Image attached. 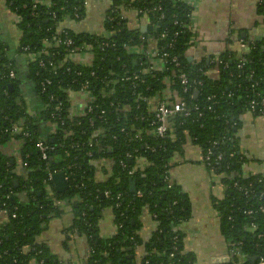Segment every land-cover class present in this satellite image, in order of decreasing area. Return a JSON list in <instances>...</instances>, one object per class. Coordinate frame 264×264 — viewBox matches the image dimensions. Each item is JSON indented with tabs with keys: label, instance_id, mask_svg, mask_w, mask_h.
<instances>
[{
	"label": "trees",
	"instance_id": "1",
	"mask_svg": "<svg viewBox=\"0 0 264 264\" xmlns=\"http://www.w3.org/2000/svg\"><path fill=\"white\" fill-rule=\"evenodd\" d=\"M44 1L49 5L34 7L32 0H5L7 9L21 21L16 46L7 45L0 36V147L10 140L19 141V165L24 170L18 174L14 158L0 150V210L7 215L6 223L0 226V264H57L37 238L50 219L63 214L64 207L72 213L67 231L87 243L86 264H132L134 250L141 245L139 218L144 211L155 216L157 227L140 264H193L192 255L183 251V237L177 229L191 217L189 198L169 177L172 160L183 156L188 142L203 152L212 147L214 155L222 154L220 166L214 170L223 174L222 184L227 189L216 202L219 231L228 249L241 242L239 255L228 264H250L251 258L256 264L257 255L264 253V238L256 237L264 234V215L257 213L250 219L242 210L262 204L257 197L264 192V177L241 175L245 159L236 132L240 128L238 115L247 111L252 95L264 93V37L249 43L247 51L237 58L225 50L209 59L190 61L186 56L190 9L180 0H110L103 35L59 30L66 17L80 20L84 16V0ZM120 5L145 12L139 14L146 20L144 33L141 28H128L114 10ZM155 6L161 9L153 11ZM257 16H264V0L257 4ZM69 40L71 45H67ZM150 43L158 53L167 55L163 72H147V59L129 55L125 49ZM83 45L93 48L90 66L68 57L74 47ZM42 50L49 54L41 56L43 66L27 60L29 54ZM173 58L181 68L174 66ZM214 59L224 63L216 67V79L207 75L215 67L207 60ZM23 60L26 66L21 64ZM179 70L187 74L191 84L187 92L177 79ZM250 71L254 73L253 88L246 79ZM45 80L50 84L42 92ZM166 80L168 101H183L189 115L169 119L165 135L159 137L151 125L154 115L148 100L164 99ZM84 82L90 84L92 109L83 117L68 119L70 103L65 91L79 90ZM27 94L35 104L33 111ZM53 122L57 123L56 131L48 126ZM15 124L18 131L12 129ZM64 131L71 135L65 136ZM39 141L50 148L45 160L36 149ZM103 159L112 163L110 174L97 181L93 162ZM131 170L134 172L129 175ZM53 172L66 177L62 193L55 190L53 181L48 182L50 194L44 188ZM131 181L135 182V193L129 191ZM251 181L257 183L249 187ZM233 183L248 188V199L243 191H231ZM105 209L111 210L117 227L111 239L98 234V221ZM251 223L256 226L254 232L249 230Z\"/></svg>",
	"mask_w": 264,
	"mask_h": 264
},
{
	"label": "crops",
	"instance_id": "2",
	"mask_svg": "<svg viewBox=\"0 0 264 264\" xmlns=\"http://www.w3.org/2000/svg\"><path fill=\"white\" fill-rule=\"evenodd\" d=\"M105 1L88 0L87 6L84 7V16L80 20L66 17L59 24V30L69 29L75 33L105 34L104 17L111 5L110 0L106 4ZM259 2L260 0H192L193 13L190 21L196 27L197 33L196 46L187 53L188 56L194 60L208 59L225 50L233 53L236 58L242 56L246 51L239 46V39H246L250 42L264 37V16H257ZM92 3L97 15L102 16V18H97L98 24L96 25H101V27L96 32L92 31L90 24L92 15H95V11H91ZM102 9L103 15L100 12ZM88 14L91 18H88ZM123 14L126 25L130 29H135L136 22L139 23L140 28L146 25L145 18L137 20L132 12L124 11ZM0 36L2 41L11 47L18 44L20 37L5 0H0ZM228 39L230 43H227ZM150 46L155 45L150 43ZM21 64L27 65L25 60L21 61ZM207 75L216 79L218 69L216 67L209 69ZM75 98L79 105L85 103L83 96ZM27 99L30 103L29 109L33 111L35 104L32 103L30 94H27ZM258 116L249 111H243L238 115L240 128L236 132V137L240 152L245 159L240 169L243 177L257 175L264 177V116ZM19 149L20 145L14 140L0 147L2 153L14 158L17 163V173L22 174L24 169L19 165ZM171 163L170 180L181 186L190 202L191 217L177 228L183 237L184 253L192 255L193 264H228V244L219 231V212L216 205L218 200H222L224 194L223 174L207 170L202 163L201 150L191 142L186 144L183 156L175 157ZM93 165L96 180L104 181L110 174L112 163L103 159L93 162ZM139 220L138 236L141 245L135 248L134 258L129 257L132 259V264H140L141 259L146 255V244L151 241L157 227L153 216L147 211L143 212ZM6 221V213L0 210V226ZM71 221V209L64 207L60 217L48 221L37 238V242L48 248L57 264H86L87 243L84 238L76 237L67 231ZM116 233L117 227L111 210H103L98 221L99 236L111 239L116 236ZM30 264L37 263L32 261Z\"/></svg>",
	"mask_w": 264,
	"mask_h": 264
},
{
	"label": "built area",
	"instance_id": "3",
	"mask_svg": "<svg viewBox=\"0 0 264 264\" xmlns=\"http://www.w3.org/2000/svg\"><path fill=\"white\" fill-rule=\"evenodd\" d=\"M127 1V0H125ZM124 1V2H125ZM192 0H180L181 3L185 4L189 9L190 12L187 15V18L189 20V32H190V38L189 41L186 44V56L188 58V60L193 61L194 59L192 57L188 56V52L190 50H192L195 46H196V27L194 25L191 24V17H192V4H191ZM32 4L33 6H37V5H43V6H48L49 2L48 1H44V0H32ZM88 4V0H84L83 5L84 7H86ZM161 8L160 6H155L153 8V11H159ZM116 11H118V13L120 14L122 19H125L124 17V11L125 12H132L135 16L136 19L138 20L139 14H143L145 13L143 10H135L131 7V5H128L127 8L123 5H120L119 7H116V9H114ZM120 11V12H119ZM11 15L13 16L14 19V23L17 25L20 23L21 21V17L19 15H16L14 13H11ZM78 16H76L77 18ZM141 18H145V17H141ZM135 29H140L139 23L136 22V27ZM62 31V30H61ZM103 35V34H102ZM140 41L144 42L145 39L143 37L140 38ZM253 41H244L243 39H239L238 40V44L239 46L247 51L248 49V44L252 43ZM72 41L69 40L67 41V45H71ZM107 44H105L106 46ZM126 52L129 55H135V56H142L144 58L147 59V72H163L164 70H166V65H167V55L162 53H158L157 49L155 48V46L151 47L150 44L148 46H141V45H133V46H126L125 47ZM26 51V49H25ZM45 56L47 57L49 54L46 50H42L40 53L38 54H29L27 57V60L30 63H34L37 62V64L39 66H43L44 62L41 58V56ZM69 59L70 61L77 63L79 65H83V66H90L91 65V61L92 58L94 57L93 55V48L91 45H83L82 47H78V48H73L71 50V52L69 53ZM204 59V58H203ZM206 59V58H205ZM209 59V58H208ZM195 61H200L195 60ZM210 63L214 64L215 67L219 66L220 64H224L223 62H221L219 59H214V60H207ZM172 63H174V66L176 68H181L180 63L177 61L176 58H173L171 60ZM239 61V65L238 68H242L243 64H240ZM68 71V69H67ZM253 71H250L247 76L246 79L249 80L250 82H252L251 87L253 88L255 86V82H253ZM75 75L77 77L81 76V72H75ZM94 74L91 73V76H93ZM10 78H14V74L10 73ZM135 79L137 77H134ZM177 79L179 81L180 86L183 88L184 92L189 91L190 89V83L188 81V77L187 74L181 70H179V73L177 75ZM50 82L48 80H45L44 82L41 83V88H42V92L45 91V86L49 85ZM198 85H201V82H198ZM90 84L89 82H84L81 84V87L79 88V90L76 91H72V90H66L65 94L67 97L68 102L70 103L69 109H68V115L67 118H80L83 117L86 112H90L91 111V106L90 103L92 101V97H91V92L89 90ZM166 87L164 90V99L161 100H148V104L152 107V113L154 115L153 121L151 122V125L154 126L155 129V134L159 137H163L167 131V125H168V121L169 119L175 117L176 115H182V116H188L189 115V110L188 107L185 105V103L183 101H180L179 99H176L175 101H168V98H170L169 95V82L166 80ZM76 96H83L85 99V103L82 105H79L77 99L75 98ZM248 97V96H247ZM167 99V100H166ZM50 100H53V97H50ZM75 105V107H74ZM61 104H57L54 108L56 110L60 109ZM197 109V108H195ZM247 111L251 112L254 115H259V116H264V93L260 94V93H255L252 95V98H250L249 102L247 103ZM103 113V112H102ZM54 118V114L52 116ZM90 122H92V119H90ZM49 128L51 129V131H56L57 130V123L53 122L50 123ZM18 125H13L12 129L14 131H18ZM64 135L65 136H70L71 133L70 132H66L64 131ZM15 141V140H14ZM18 144H20L19 141H16ZM36 149L38 150L41 159L45 160L47 158V154L48 151L50 150V148L46 145H44L42 142H38L36 144ZM212 147L208 148L205 152L201 151L202 154V163L204 165V167H209L210 170L212 172H214V170L220 166V163L222 161V154L218 153L217 155H214V152L212 151ZM127 158H130L131 155L127 154L126 155ZM229 160H232L233 154L230 153L228 156ZM26 165L23 164V167H25ZM134 172V170L129 171V175H132ZM57 173L53 172V173H49L48 174V178L47 180L44 182V188L46 189L47 194H50L51 191V187L48 184V182L52 181V177L53 175H55ZM65 177V176H64ZM65 181H66V177H65ZM258 182H260V179L258 180ZM257 182L251 181L250 183H248L249 187H252L254 184H256ZM227 189L225 186H223V191L225 192ZM234 190H238V191H243L245 198L248 199L249 196V191L247 187H241L238 183H233L232 184V189L231 191ZM138 196H140V192L137 193ZM104 196H107V193H104ZM258 201H261L262 204H260V206L257 207V209H252V208H247L245 210H242V214L245 215L246 217L253 219V215L259 213V214H263L264 215V192L259 193L258 197H257ZM230 207H234L233 204L230 205ZM155 216H153L154 218ZM249 230L251 232L256 231V226L251 223ZM257 239H261L262 237L264 238V234H257ZM231 247L228 249V255L227 258L229 259V262L235 258L237 255H239V249L241 247V242H236L232 245H230ZM176 249V248H174ZM246 260H244L243 262H245ZM248 261H250V259H248ZM256 264H264V253L262 254H258L256 257Z\"/></svg>",
	"mask_w": 264,
	"mask_h": 264
},
{
	"label": "water",
	"instance_id": "4",
	"mask_svg": "<svg viewBox=\"0 0 264 264\" xmlns=\"http://www.w3.org/2000/svg\"><path fill=\"white\" fill-rule=\"evenodd\" d=\"M141 31L144 33L146 31V27L143 26L141 28ZM257 40H259V39H256V41ZM28 79H29V77H28ZM52 181L54 183L55 190L58 193H62V192L65 191V189H66V181H65V177H64V174L63 173H57V174L53 175ZM129 191H130V193H135V191H136V185H135V182L134 181H131L130 182ZM254 261H255V258H251L250 259V264H254Z\"/></svg>",
	"mask_w": 264,
	"mask_h": 264
},
{
	"label": "rangeland",
	"instance_id": "5",
	"mask_svg": "<svg viewBox=\"0 0 264 264\" xmlns=\"http://www.w3.org/2000/svg\"><path fill=\"white\" fill-rule=\"evenodd\" d=\"M108 2V0H106L105 1V4ZM90 7H91V11H95V15H92V18L91 17H89L90 15L88 14V18H91V29H92V31H94V32H96V30L98 31L99 29H100V27H101V25H96V24H98V22H97V18H102V16L101 15H97V11L95 10V7H93V3L90 5ZM93 7V8H92ZM99 12V11H98ZM100 12H102V15H103V9L100 11ZM100 16V17H99ZM104 17V16H103ZM87 18V19H88ZM105 18V17H104ZM19 58L20 57H18L17 56V59H18V62L17 63H19ZM249 115V114H248ZM258 117H260V116H258Z\"/></svg>",
	"mask_w": 264,
	"mask_h": 264
}]
</instances>
